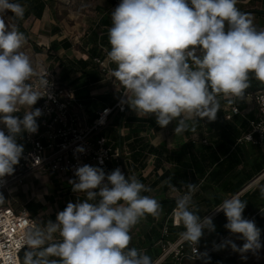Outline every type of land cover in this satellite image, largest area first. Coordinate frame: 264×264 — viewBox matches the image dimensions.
I'll use <instances>...</instances> for the list:
<instances>
[{
  "label": "clouds",
  "instance_id": "clouds-1",
  "mask_svg": "<svg viewBox=\"0 0 264 264\" xmlns=\"http://www.w3.org/2000/svg\"><path fill=\"white\" fill-rule=\"evenodd\" d=\"M237 2L121 0L111 12L106 52L116 65L111 75L123 87L122 103L138 117H155L161 128L176 121L174 132L179 135L195 131L199 120L214 121L221 99L245 100L252 79L264 83V29H257ZM8 12L12 16L6 23ZM24 14L18 0H0V179L14 173L23 154L17 138L38 131L36 118L42 112L32 106L49 88L47 73L40 75L39 86L31 82L37 73L21 50L26 36L14 22ZM23 108L27 110L21 118L17 113ZM74 175L69 180L72 191L85 198L68 202L55 221L25 229L21 264H153L144 250L129 246L132 228L162 212L156 198L143 194L150 187L135 175L126 177L119 167L106 173L85 164ZM166 183L178 193L175 216L183 226L179 238L196 256L204 230L215 231L212 217H201L193 202L200 186L181 181V193L171 178ZM260 191L264 196V188ZM4 202L0 193V204ZM246 205L234 194L213 211L223 212L224 227L245 241L242 247L227 241L233 251L255 253L262 247L261 230L243 217Z\"/></svg>",
  "mask_w": 264,
  "mask_h": 264
},
{
  "label": "crops",
  "instance_id": "crops-1",
  "mask_svg": "<svg viewBox=\"0 0 264 264\" xmlns=\"http://www.w3.org/2000/svg\"><path fill=\"white\" fill-rule=\"evenodd\" d=\"M44 1L48 5L41 19H36L32 13L33 11H28L25 7L24 17L16 20V23L20 26V31L28 36L26 43L32 48V61L35 59L39 61L40 57H47L49 60V65L38 68L37 75L32 79L40 77L43 73L51 74L59 79L64 86L73 90L77 103L84 106L83 116L87 120L94 121L93 119L98 111L114 106L119 97L118 86L107 81L94 63L95 57L103 58L107 56L106 50H110L107 32L111 26L113 0H95L97 2L96 11H72L71 0ZM237 7L241 12L251 16L257 29H264V0H238ZM11 16L9 12L6 14V23L8 17ZM112 67L114 69L116 65L113 64ZM64 74L66 78L62 80ZM220 103L221 108L214 121L199 120L196 123L195 131L187 130L179 135L174 132L176 121L161 128L156 124L155 117L151 115L138 117L133 110H130L127 115L154 122V124H150V122L144 124V131L139 136L140 139L145 140L147 144L153 147L162 146L172 152L179 150L187 143L195 144L198 149L208 146L211 153L209 152L207 155L202 153L196 158L199 161L198 165L204 169L203 174L199 175L193 165L192 169L188 170L190 176H193L192 183H197L200 186L199 191L193 197V202L197 208L201 209L202 213L208 207L215 209L217 202L215 197H219L222 201L230 198L234 195L233 192L237 190L238 186L244 183L242 189L235 194H239L242 200L247 201L243 217L253 221L255 219L256 226L261 230L259 239L262 247L256 254L249 255L246 252L243 254L253 257L251 259L253 264H264V196L261 195L260 191L261 188H264V170H262V174L260 172L256 174L259 166L264 165V144L238 143L240 137L250 132V121L255 119L258 109L254 103L246 99L236 100L235 102L221 99ZM232 107L238 109V115H231L230 110ZM118 116L120 115H114L111 118L110 124L99 136L107 132L109 126ZM191 123L190 121L189 124ZM118 136L124 141L125 155L118 166L111 165L112 171L119 167L126 177L127 175H135L138 179L142 178L147 182L154 180L156 175L161 176L164 173L162 169L157 172L154 171L156 161L154 156H149L146 159L143 170H136L138 165L131 162L132 153L128 150L125 142L126 136H129V130L119 128ZM135 139L137 138L133 137L132 140ZM204 141L207 144H204ZM89 165L96 167L94 163ZM164 167L169 169L171 166L165 164ZM33 176L40 175L29 177L26 183L19 187L22 193L25 192L24 189L27 190V182ZM250 177L253 178L248 180ZM52 178L53 180L56 179L54 176ZM68 178L70 180L76 179L75 175ZM17 189H12V191ZM7 192L10 195V192ZM177 195L178 193L173 191L172 197L176 198ZM151 196L159 201L163 199L164 195L154 193ZM78 198L83 200L85 198L84 193H79L78 196L71 195L68 202L75 203ZM31 201L34 200L27 202ZM27 202L25 201V205ZM35 202L43 206L42 210L35 216L38 223L39 220L40 224L41 221L50 220L49 217H44L47 212V210L45 211V204L40 200ZM68 202L64 203L60 211L64 210ZM0 205L5 206L6 204ZM54 206H56L55 203ZM22 208L25 209V207ZM221 213L223 212H213L209 216L213 220ZM54 217L56 218L55 214ZM166 225L172 226L173 229H179L182 226V224L178 225L177 223L175 211L169 216L160 214L158 218L147 216L136 225L135 228L139 232L131 234L132 240L129 246L144 250L155 264L162 255V230ZM228 233V236L223 240L225 247L222 250L224 255L231 256L236 254L237 251H233L231 245L226 242L232 241L237 247H242L243 239L240 238V234H233L229 230ZM213 234V231L210 232L205 229L200 241L208 243ZM171 236L172 234L169 232L168 239H171ZM156 239H159V241L156 242ZM220 245L222 244L213 247L211 252L221 249ZM191 263L194 262H187L186 264ZM162 264L176 263L174 260H168Z\"/></svg>",
  "mask_w": 264,
  "mask_h": 264
},
{
  "label": "built area",
  "instance_id": "built-area-1",
  "mask_svg": "<svg viewBox=\"0 0 264 264\" xmlns=\"http://www.w3.org/2000/svg\"><path fill=\"white\" fill-rule=\"evenodd\" d=\"M120 2L121 0H113L111 11ZM94 63L107 81L118 86L119 97L116 104L98 111L94 121L87 120L83 116L84 106L77 103L73 90L64 86L56 77L47 74L48 94L42 96L32 106V110L39 108L42 112V115L36 118L38 131L32 134L25 132L17 138L24 151L19 163L14 166V173L0 179V193L22 187L32 175H52L56 179H66L74 175L75 169L79 166L94 163L96 167L105 168L113 158H121L120 149L115 150V155L112 154L105 137L99 135L108 127L114 115L127 111L128 106L122 103L123 87L111 75L113 63L107 56L95 57ZM39 78L32 79L31 82L39 86ZM40 90L43 94V89ZM246 100L254 103L258 110L255 119L250 121V132L243 135L238 143L263 145L264 91L247 94ZM25 110L27 109L17 114L22 118ZM230 111L232 116L239 114L236 107H232ZM204 144L207 142L204 141ZM78 148H83L84 151L79 152ZM31 226H38V221L24 208L15 207L10 202L0 207V264H21V254L26 247L22 243L23 232ZM168 236L169 227L166 225L162 230V255L155 264H162L168 260H174L176 264H186L204 258L198 245L196 256H191L188 244L180 238L170 241ZM257 252L246 253L253 255Z\"/></svg>",
  "mask_w": 264,
  "mask_h": 264
},
{
  "label": "trees",
  "instance_id": "trees-1",
  "mask_svg": "<svg viewBox=\"0 0 264 264\" xmlns=\"http://www.w3.org/2000/svg\"><path fill=\"white\" fill-rule=\"evenodd\" d=\"M49 2H52L54 0H48ZM19 3L24 5L28 11H33V15L36 19H41L43 12L46 9V6L48 5L47 2L44 0H18ZM9 14L12 15L11 12ZM16 23V21H15ZM19 30L20 26L18 23H16ZM26 38L28 37L26 33H24ZM65 74L62 76V80L65 79ZM264 90V83H261L256 80H251L250 87L246 90V95L250 93H256L259 91ZM116 104V103H115ZM114 104V105H115ZM113 107V105H112ZM111 108V107H107ZM131 109L128 107L127 111L124 114H120L116 120L112 122V124L109 126V129L106 133H104L101 137H105L107 140V146L112 149V154H114L116 149H120L121 158H113L110 160L106 167L103 168L106 173H110L112 171L111 165L118 166L120 161H122L124 157V141L123 139L119 138L118 136V129L119 128H127L129 130V136H126L125 142L128 150L132 153L131 156V162L134 164H137L138 167L136 170H143L145 165L144 162L149 156H154L156 158L155 161V168L154 171L157 172L159 169H162L164 172L161 176L156 175L154 177V180H151L147 182V180H144L140 178L139 180L150 187L151 191L143 193L144 195L151 196L152 193H155L159 195L162 193L163 199L159 200V202L162 205V212L161 214H164L165 216H169L175 211L176 208V198L172 197L173 191L169 188L166 181L171 178V181L176 187L183 192L184 190L183 186L181 185V181L185 183H192L193 182V176H190V171L192 169V165L194 166L196 172L199 175L203 174V168L198 165L199 161L196 159L198 156H200L202 153L207 155V153H211L208 146H204L200 149L197 148V146L193 143H187L183 145L179 150L169 152L165 147H153L145 142V140L140 139L139 136L141 133H143V125L146 123L154 124L152 121H145L144 119H140L138 117L128 116L127 113ZM19 115V114H17ZM135 125V127H134ZM153 126V125H152ZM244 126V125H243ZM242 126V127H243ZM240 136V134H239ZM134 138H137L135 140H132ZM241 138V137H240ZM239 140V139H238ZM115 155V154H114ZM189 157V159H187ZM165 164L170 165L171 167L169 169H166L164 166ZM262 170H264V165H260L258 168V171H256V174L261 173ZM127 170L125 171V173ZM262 174V173H261ZM198 175V176H199ZM253 177H250L248 180H251ZM244 183L240 184L236 191L233 193H237L239 190L242 189ZM156 197V195H155ZM154 197V198H155ZM217 198L216 207L222 202V200ZM219 199V200H218ZM25 210L27 213H29L32 217H35L40 210H42L43 206L35 201L27 202L26 205H24ZM215 207V208H216ZM199 209V215L201 217L209 216L214 211L213 208L206 209L204 213H202L201 209ZM36 218V217H35ZM226 216L224 213L219 214L215 219H213V224L215 225V231L214 234L209 239L210 241L208 243L200 241L198 244V248L200 250L201 255H204V258L198 262H194L191 264H236V256L235 255H224L223 254V247L221 249L215 250L211 252V249L218 244H224L223 242L224 238L228 236V229L224 227L226 222ZM255 222V219H254ZM257 225V224H256ZM161 226V225H160ZM136 227V226H135ZM133 227L132 229H135ZM169 227V232L172 234L169 239L170 241H175L179 238V233L183 231V226H181L179 229L175 228L173 229L172 226ZM159 241V239H156ZM151 241V240H150ZM239 242V241H238ZM244 240H242V243L244 244ZM23 253L21 254V261L23 257ZM238 253V251H237ZM236 253V254H237ZM235 256V257H234ZM243 263V262H242Z\"/></svg>",
  "mask_w": 264,
  "mask_h": 264
},
{
  "label": "rangeland",
  "instance_id": "rangeland-1",
  "mask_svg": "<svg viewBox=\"0 0 264 264\" xmlns=\"http://www.w3.org/2000/svg\"><path fill=\"white\" fill-rule=\"evenodd\" d=\"M96 3L97 2L95 0H71V8L72 11H96ZM21 50L24 51L31 59L33 52H31L32 48L28 45V43L25 42ZM32 63L34 69L37 71L38 68L48 66L49 60L47 57H40L39 61L35 59L32 61ZM69 180V178L53 180L52 175L33 176V178L27 182L28 187L27 190L24 189L25 192L22 193L20 188H18L16 191L9 190L10 195L6 191L2 192L5 198V203L3 204H7L10 201V204L15 207H24L25 201L40 200L45 204V211L47 210L44 217H49L50 220L55 221L56 218L54 217V214L56 215L64 203L69 201L68 198H70L71 195L78 196L77 193L72 191V185L69 183ZM153 194L154 193H152V195ZM54 203L56 206H54ZM39 225L40 220L38 226ZM136 232H139L136 228L131 230L132 235ZM233 255L236 256V264H253L251 260L253 257L249 255L247 256V254L244 255L243 253L238 252L237 254Z\"/></svg>",
  "mask_w": 264,
  "mask_h": 264
}]
</instances>
